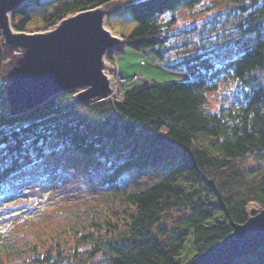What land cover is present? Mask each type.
Returning a JSON list of instances; mask_svg holds the SVG:
<instances>
[{
	"label": "trees",
	"instance_id": "obj_1",
	"mask_svg": "<svg viewBox=\"0 0 264 264\" xmlns=\"http://www.w3.org/2000/svg\"><path fill=\"white\" fill-rule=\"evenodd\" d=\"M113 1H46L43 24L28 29L27 4L41 2L32 0L14 11L12 27L18 32L47 31L67 16ZM122 1V9L136 21L126 36L127 46L152 54L165 66L189 72L190 79L125 87L121 101L86 102L70 89L29 110L8 113L2 72L7 57L0 33V142L7 145L0 150L1 187L23 167L55 155L60 147L114 161L108 177L112 182L131 170L164 167L158 181L120 192L121 210L113 211L116 219L104 224L91 220L88 228L83 224L85 231L77 235V248L70 256L54 253L57 248L46 242L28 245L27 241L26 248H19L12 238L0 235L4 254L30 251L32 261L23 258L22 264L71 260L75 264H186L184 258L191 260L223 239L232 223H244L250 216L249 203L264 208V87L252 86L254 72L264 68V0H231L242 12L251 9L238 26L256 39L249 49L220 66L206 52L166 62L173 58L175 46L168 42L177 18L174 14L166 20L162 17L204 0ZM227 79L249 85L248 100L236 109L222 106L212 112L207 93ZM254 161L255 167L244 166ZM176 209L186 213L172 226H164L165 215ZM83 245L89 247L80 249ZM97 253L102 257L94 260ZM233 264H264V246Z\"/></svg>",
	"mask_w": 264,
	"mask_h": 264
},
{
	"label": "rangeland",
	"instance_id": "obj_2",
	"mask_svg": "<svg viewBox=\"0 0 264 264\" xmlns=\"http://www.w3.org/2000/svg\"><path fill=\"white\" fill-rule=\"evenodd\" d=\"M40 1V5L27 4V11L31 16L27 24L28 29L43 24L42 12L46 9V1L54 0ZM123 6L124 1L115 0L108 5L95 7L106 14L104 27L110 29L120 43L123 42V50L108 55L105 67L108 69L111 64L117 70L118 64L127 79L125 81L127 83L120 86L117 95L123 96L122 90L125 87L129 88L152 80L167 82L190 79L189 72L165 66L152 54L127 46L126 36L135 27L136 21L129 12L122 9ZM249 12L251 9L245 12L238 10L236 3L231 0H204L193 8L181 7L174 12L177 21L171 29L172 39L168 42L175 46L171 54L181 57L206 52L211 55L217 66L223 65L227 60L249 49L256 39L254 34L245 30L243 32L242 27L238 26L244 21L243 18L248 17ZM172 14V11L166 12L162 17L163 20L170 18ZM54 28L52 29L55 30ZM3 46L7 59L3 64L2 72L8 87L11 84L10 73L20 66L27 49L4 41V36ZM109 56L114 59L111 58L113 60L109 61ZM114 72L117 73L115 70ZM253 75L252 86L264 87V68L255 71ZM249 88V85L243 86L235 79L221 80L216 91L207 93L209 100L207 107L212 112H219L222 106L236 109L248 100ZM73 90L79 100L92 101L93 98L86 94V88L79 87ZM6 111L18 113L22 110L7 97ZM148 139L149 137L144 138L146 141ZM254 163L256 162L245 163L244 166L255 167ZM115 165L114 161L104 157L94 155L87 157L71 147L66 149L60 147L55 155L49 154L41 161L23 167L21 171L3 182L2 187L0 186V235L12 238L19 248H26L24 243L27 241L31 242L28 245L46 242L57 248L54 253L61 251L64 255L70 256L77 248V235L85 231L83 224L88 228L91 220L100 219V223H103L105 220L113 221L118 217L113 211L121 210L119 194L123 189L143 187L158 181L164 174L163 166L131 170L112 182L108 177ZM85 169L89 173L86 174ZM260 210L261 206L257 203L251 202L247 205L249 215ZM185 213L184 209L169 212L165 215L162 224L167 227L172 226ZM187 245L188 243L185 244L184 252ZM88 247L89 245H83L80 249ZM29 254L30 251L26 254L17 251L10 255L0 251V263L22 264L23 258L32 261ZM189 254L192 255V251H189ZM101 257V254L97 253L93 259L98 260ZM189 259L190 256H187L184 262ZM24 264L27 262L24 261ZM32 264L37 263L32 262ZM66 264L75 263L71 260Z\"/></svg>",
	"mask_w": 264,
	"mask_h": 264
},
{
	"label": "water",
	"instance_id": "obj_3",
	"mask_svg": "<svg viewBox=\"0 0 264 264\" xmlns=\"http://www.w3.org/2000/svg\"><path fill=\"white\" fill-rule=\"evenodd\" d=\"M29 1L32 0H0V28H4V34L0 32L4 41L27 49L20 66L10 73L7 97L26 111L73 88H86V94L93 99L108 95V80L101 70L102 56L119 49V40L104 27L106 14L93 8L67 16L55 30L11 32L8 13L13 15ZM231 227L223 239L186 264H233L264 246V208Z\"/></svg>",
	"mask_w": 264,
	"mask_h": 264
},
{
	"label": "built area",
	"instance_id": "obj_4",
	"mask_svg": "<svg viewBox=\"0 0 264 264\" xmlns=\"http://www.w3.org/2000/svg\"><path fill=\"white\" fill-rule=\"evenodd\" d=\"M122 41V40H121ZM117 47H120V44H117ZM112 53H115V50H111L109 51L103 58V67H102V70L103 72L106 74L107 78H108V81H109V88H110V92L108 93V95L105 97V98H109L111 100H116V101H121L123 99V96H118L117 93H118V90L120 89V86L125 83V78L123 77V75L121 74L120 72V69H119V66L117 64V70L112 67V65L110 64V68L106 69L105 67L107 66V61L106 59L108 58V55L112 54ZM114 57H110L109 56V61L113 60L111 59ZM117 72L115 73L114 70ZM119 69V70H118ZM115 77V78H114ZM119 80H122V81H119ZM122 93H123V90H122ZM114 94H116L114 96ZM123 95V94H122Z\"/></svg>",
	"mask_w": 264,
	"mask_h": 264
},
{
	"label": "bare ground",
	"instance_id": "obj_5",
	"mask_svg": "<svg viewBox=\"0 0 264 264\" xmlns=\"http://www.w3.org/2000/svg\"><path fill=\"white\" fill-rule=\"evenodd\" d=\"M8 16H9V27H10V29H11V32H13V31H14V30H13L14 28L11 26V18H12V15H11L10 12L8 13ZM104 17H105V16H104ZM0 31L4 34V28L1 27V28H0ZM13 33H15V32H13ZM173 50H174V49L172 48V49H171V52H173ZM189 261H190V260H189ZM189 261H188V262H189Z\"/></svg>",
	"mask_w": 264,
	"mask_h": 264
},
{
	"label": "snow or ice",
	"instance_id": "obj_6",
	"mask_svg": "<svg viewBox=\"0 0 264 264\" xmlns=\"http://www.w3.org/2000/svg\"><path fill=\"white\" fill-rule=\"evenodd\" d=\"M7 148V145L3 142H0V150Z\"/></svg>",
	"mask_w": 264,
	"mask_h": 264
},
{
	"label": "crops",
	"instance_id": "obj_7",
	"mask_svg": "<svg viewBox=\"0 0 264 264\" xmlns=\"http://www.w3.org/2000/svg\"><path fill=\"white\" fill-rule=\"evenodd\" d=\"M133 82H135V80H133ZM133 82H131V83H133Z\"/></svg>",
	"mask_w": 264,
	"mask_h": 264
}]
</instances>
